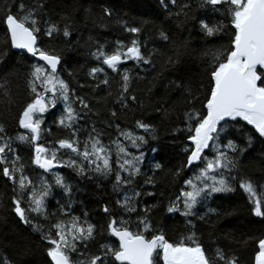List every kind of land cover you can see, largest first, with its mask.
I'll return each instance as SVG.
<instances>
[{
    "label": "snow or ice",
    "instance_id": "6c2138e0",
    "mask_svg": "<svg viewBox=\"0 0 264 264\" xmlns=\"http://www.w3.org/2000/svg\"><path fill=\"white\" fill-rule=\"evenodd\" d=\"M160 3L171 15L183 16L185 21L195 19L199 25L196 35L226 40L218 47L199 50L207 65L202 93L183 81L169 82L189 106L183 112V127L172 132L186 141L183 159L175 170H169L173 181L182 180V184L169 198L166 211L184 217L188 228L187 234L177 239L168 238L153 223L152 213L159 205L146 204L147 197L156 195L148 187H156V173L164 167L159 162L153 164L155 157L148 160L145 152L150 141L159 137L157 127L144 118L136 119L131 128L119 123L121 114L133 106L143 110L132 85L142 78L140 70L155 68L157 50L146 52L147 44L139 38L145 22L137 25L114 16L110 6L102 8L93 20L94 25L107 27L106 22L114 19L132 37L127 44L117 40L111 46L89 37L88 55L96 66L87 74L90 82L79 88H89L94 94L107 89L108 96L101 99L113 100L108 118L98 128L100 121L92 117L98 118L100 113L92 100L79 95L63 78L62 56L42 45L43 36L53 38L62 33L69 37L67 22L61 27L45 19V0L21 3L18 14H13L7 3L0 11L8 47L15 50L12 56L27 68L29 92L16 117V134L9 135L0 123V177L10 182L12 210L20 224L45 242L47 264H240L239 257L225 248L206 246L197 235L194 220L207 222L212 215H219L211 203L218 194L238 189L246 195L251 213L264 219V184L246 176L241 164L257 142L264 145V0H199L202 15L198 18L193 16L191 2L179 6L178 11H172L178 7V0ZM160 38L169 40L163 31ZM187 47V43L181 45L182 50ZM0 55L8 57L9 53L0 50ZM166 60L168 65L178 62L172 56ZM129 62L133 68L125 66ZM108 70L115 76L110 77ZM113 80L118 84L115 94ZM0 93L10 95L3 80ZM157 111L168 115L165 108ZM50 118L68 135L47 140L45 134L52 135ZM110 129H114L115 137L109 136L105 143ZM21 145L29 149L30 165L40 170L36 178L27 173ZM150 150L157 151L154 147ZM59 169H67L82 180L111 183L119 211L104 204L102 230L87 211L75 214L74 196L79 189ZM52 200L55 211H49ZM105 234L108 242H98L97 236ZM22 255L17 249L2 248L0 264H25ZM253 264H264V238L258 240Z\"/></svg>",
    "mask_w": 264,
    "mask_h": 264
},
{
    "label": "trees",
    "instance_id": "16d2710c",
    "mask_svg": "<svg viewBox=\"0 0 264 264\" xmlns=\"http://www.w3.org/2000/svg\"><path fill=\"white\" fill-rule=\"evenodd\" d=\"M179 2V6L184 4V0H179ZM45 3V9L54 21L60 24L68 22L72 35H74L73 38L77 35L80 37V46L72 41V37L70 42L73 44L62 41L60 37L59 41L55 38H42V43L49 51L60 53L63 56L67 67L74 73L73 78L80 82L79 84L87 82L83 71L88 66L89 59L86 38L95 34L99 38L105 35L110 37L111 35L113 37L119 34L123 35L122 28L115 23L114 19L106 22L107 27L93 24L95 17L101 14L102 8L110 6L114 10V16H119L130 23L134 22L139 25L141 21L145 22L142 25L143 31L140 36L141 40L147 44L146 52L157 50V55L154 57L155 68L150 71H142V74H139L142 78L135 80L132 85L136 96L143 102V110L133 106L132 110L121 114L119 122L123 123L132 117L141 116L155 123L159 128L161 139L159 157L164 167L156 176L157 186L155 190H152L156 192V195L150 197L147 205H159L153 210V223L164 226L169 237L178 235L186 227L180 226L176 220H164L162 215L165 199L176 188L178 181H173L169 170H175L180 161V155L176 148L167 142L169 141L170 127L181 121L183 112L189 106L185 104L183 94L169 87V82L183 81L185 84H190L193 90H197L198 94L202 93L207 83L205 75L207 65L200 58L199 50L218 47L220 44L226 43V40H222L220 37L205 38L203 35H196L198 29L195 19L185 21L183 16L178 18L171 15L162 7L160 0H45ZM193 16L195 18L198 16L195 5H193ZM215 19L214 16L213 22ZM99 27H103V29L100 30ZM161 31L167 33L168 41L160 38ZM5 36L3 31L0 32V50L9 53L8 57L0 55V61H3L0 63V80H3L7 85L10 95L5 96L0 93V120L12 128L17 126L16 117L27 101L29 92L24 64L18 57L12 56L13 50L9 49ZM67 43L71 44V51L68 50ZM184 43L188 45L187 50L181 49V45ZM168 56L174 57L178 62L168 65L166 60ZM76 87L79 92H84V95L92 100V104L100 113V119L106 120L113 100L109 97L105 101L101 97H107L108 90L93 95L89 88L81 90L79 86ZM202 97L201 95V99ZM159 108L167 109L168 115L165 116L162 112L157 111ZM48 125L51 126L52 135L45 134L47 139L63 138L68 135L67 132L53 124L51 118L48 120ZM258 149L259 151L254 152L253 155H251L252 153L248 155L246 157L248 159L242 164L243 171L247 175L264 176V154L260 153L264 149V145L258 144ZM24 150L27 151V148L24 147ZM250 157L252 159L249 160ZM31 173L36 177L39 175L33 170ZM101 186L105 191V185ZM86 189L84 198L88 206L100 211L101 205L95 199L98 191L91 185H87ZM10 196L11 191L8 183L0 177V249L19 250L23 253L20 259L25 261V264H47L49 258L44 253V243L19 224L16 216L11 212ZM213 208L217 209L219 215L210 217L207 222L199 221L196 229L197 235L205 241L206 246L212 247V245L218 244L227 251L238 255L240 260L247 264L250 260L247 249L252 248L255 244V236L264 232L263 224L256 222L251 225L245 224V219L250 220L248 210L238 196L216 202L213 204ZM74 209L76 214V205H74ZM182 224L185 225L184 222ZM241 231H245L247 234L242 240L243 248L238 247L236 241L241 239L239 236Z\"/></svg>",
    "mask_w": 264,
    "mask_h": 264
},
{
    "label": "rangeland",
    "instance_id": "374dc122",
    "mask_svg": "<svg viewBox=\"0 0 264 264\" xmlns=\"http://www.w3.org/2000/svg\"><path fill=\"white\" fill-rule=\"evenodd\" d=\"M187 2H191L193 5H195V7H196V9H197V12H198V16H197V18L200 16V15H202V11L199 9V7H198V4H199V0H184V3H187ZM4 3H7L8 5H9V7H11V9H12V12H13V14H18L19 13V5L21 4V3H23V4H25V5H31L32 3H34V0H0V11H2V9H3V5H4ZM179 4H180V2H179V0H178V7L177 8H174V9H172V11H178L179 10ZM169 7H171V5H169ZM211 15V14H210ZM214 17V16H213ZM212 17V18H213ZM45 19H51L52 21H54L53 19H52V17L49 15V12L45 9ZM54 22H56V21H54ZM225 23H227V21H225ZM67 24H69L68 22H67ZM197 25V29H198V31H199V25L198 24H196ZM61 27H63V23L61 24ZM104 27V26H103ZM103 27H99L100 28V30H102L103 29ZM5 28H6V26H5V23L3 22V18H2V16H0V32H4L5 33ZM69 30H70V32H71V28L69 27ZM123 30V29H122ZM77 34V33H76ZM124 35H127L126 37L124 36ZM73 36L74 35H72V32H71V35L69 36V37H64L63 35H62V33L59 35V36H54L53 38H55L57 41H59L58 40V38L60 37L61 38V40L62 41H68V43L72 40V38H73ZM72 37V38H71ZM78 37V38H77ZM86 37V36H85ZM89 37L90 36H88L86 39L87 40H89ZM94 37V38H93ZM217 37H219V36H217ZM42 38H49V37H47V36H43ZM79 36L77 35L76 37H74L73 38V40L72 41H74L75 42V44H78L79 46H80V42H79ZM92 38H93V40L94 41H98L99 43H105V42H108L109 43V45L111 46V45H114L115 44V42L117 41V40H120V41H123L124 43H129L130 42V40L132 39V37L128 34V33H126L125 31H123V35L122 34H119V35H117V36H115V37H113V35H111V37L109 36V35H105V36H103V37H98V35L97 34H95V35H93L92 36ZM209 38H212V37H209ZM140 39H142V37L140 36ZM67 43V45H68V50L69 51H71V48H72V46H71V44H68ZM70 43H72V42H70ZM73 44V43H72ZM42 45H43V47L44 48H46L47 50H49L47 47H46V45L44 44V43H42ZM51 52H53V51H51ZM55 54H59V55H61L60 53H56V52H54ZM62 56V55H61ZM63 57V56H62ZM88 66L87 67H85V69H83V71H84V73H85V77H86V79H87V82H90V77H88V72H89V70H90V68L91 67H93V66H96V62L95 61H93L92 59H91V57L88 55ZM63 61H64V64H63V67H64V71L62 72V76H63V78L66 80V81H68L69 82V84H70V86L73 88V89H75L76 91H77V93L79 94V95H84V92H79L78 90H77V87L76 86H79L80 84V82H78V81H76V79L75 78H73V76H74V73H73V75L72 76H69L68 75V73H72V71L67 67L68 65L65 63V59H63ZM126 67H129V68H133L134 67V65L132 64V62H129L127 65H125ZM24 67H25V70H26V73H27V68H26V66L24 65ZM152 69V68H151ZM151 69H149V71L151 70ZM109 71V76L110 77H114L115 76V74H113V73H111V71L110 70H108ZM143 70H140L139 71V74H142L141 72H142ZM116 80H118V77L116 78ZM116 80H113V83H112V92H113V94H115V91H116V88L118 87V84L116 83ZM115 84V85H114ZM106 91H107V89H105ZM100 92V91H99ZM92 94L93 95H95L93 92H92ZM97 94V93H96ZM202 99H203V97H202ZM197 107H199V104L197 105ZM55 111V110H54ZM183 116V115H182ZM101 117L99 116L98 118L97 117H92V119L93 120H98V121H100V122H98L97 123V127L99 128V127H102L100 124H102L101 122L102 121H104V120H101L100 119ZM140 118H143V117H141V116H138V117H132V118H130L129 119V121H125V122H123V123H121V122H119L120 123V125H121V127H129V128H131V127H133L134 126V121L136 120V119H140ZM145 120H147L148 122H150V123H153V122H151V121H149L148 119H146V118H144ZM120 120V119H119ZM0 123H2L4 126H5V128H7L8 130H9V135H15L16 134V130H17V126H13L12 128H10L9 126H8V124H6V122H4V121H2V120H0ZM155 126H156V124L155 123H153ZM157 127V126H156ZM179 127H183V123H182V119H181V121H179V123H176V125H172L171 127H170V133H169V138H168V144L169 145H171L172 147H174V148H176V150H177V152L179 153V155H180V161L183 159V156H184V154H183V152H182V148H183V146L185 145V143H186V141H185V139L183 138V136H181V135H179V134H177L176 136H173L172 135V132H173V129H175V128H179ZM157 130H158V133L160 134V130H159V128L157 127ZM21 132H23V130H20ZM109 136H112L113 138L115 137V131H114V129H110V130H107V132H106V135H105V137H104V140H105V143H107L108 142V137ZM160 136V135H159ZM46 137V136H45ZM46 139H47V137H46ZM53 139H56V138H53ZM53 139H47V140H49V141H51V140H53ZM160 137H158V139L156 140V141H150V143H149V145L148 146H146V148H145V152H146V154H147V159L148 160H152V158L153 157H155V160H153L152 162H153V164L154 163H157V162H159V163H161L162 165H163V163L161 162V160H160V157H159V152H160V145H161V142H160ZM258 144H260L259 142H257L256 143V146H255V150L254 151H250V153H247V154H245V157L242 159V161H241V164H243L244 162H246V160L248 159H246V157L248 156V155H250L251 153V155H253L254 154V152L256 153L257 151H259V149H258ZM24 147L25 148H27V151L26 150H24ZM156 148L157 149V151L155 152V153H153L150 149L151 148ZM28 153H29V149H28V147H27V145H21L20 146V155L21 156H23L24 157V159H25V163H26V165H28V167H27V173L30 175V176H32L33 178H36V175H32V173H31V170H33V171H36L37 173H39L40 174V170L39 169H36L35 168V166H33V165H30V162L28 161ZM260 153H262V154H264V152H260ZM264 156V155H263ZM250 159H252V157H250L249 158V160ZM263 159H264V157H263ZM180 161H179V163H180ZM179 165V164H178ZM0 167H2V166H0ZM145 170H147V169H145ZM242 170H243V167H242ZM59 171L61 172V174H64V175H67L70 179H71V181L74 183V184H76L77 185V187H78V189H79V191H77L76 193H75V196H74V199H75V201H76V203H75V205L77 206V212H76V215H80L81 214V212H83V211H87L88 213H89V215H90V217L92 218V221L95 223V222H99L98 223V228L99 229H103V226H104V224H105V220H104V214H103V212H102V208H103V206H104V204H108L112 209H113V211L114 212H118L119 211V208H118V206L116 205V203H115V201H116V195L112 192V185H111V183L108 181V180H99V181H96V180H94V181H90V180H86V179H80L79 177H76L73 173H71L69 170H67V169H59ZM244 172V171H243ZM158 173V172H157ZM156 173V176L158 175ZM149 174H151V173H149ZM244 174L246 175V176H249V177H251L258 185H262V184H264V176H261V175H253V176H251V175H247L245 172H244ZM7 183H8V185H9V187H10V191H11V196H10V205H11V199H12V188H11V186H10V182H8L5 178H3ZM49 179H51V177H49ZM141 179V181L143 180V177H141L140 178ZM96 181V182H95ZM90 182V183H89ZM181 184H182V180H178L177 181V186H176V188L175 189H173L172 190V192L167 196V198L165 199V202H164V205H163V208H162V215H163V218H164V220H176L178 223H179V225L180 226H182L183 228L184 227H186V228H184V230H183V232H181V233H179L178 235H176V236H174V237H169L168 236V234H167V232H166V229L164 228V226H162V225H157V227H159V228H161L164 232H165V234H166V236L168 237V238H170V239H177V238H179V237H181L182 235H185V234H187V232H188V228H187V225H186V222H185V219H184V217H182V216H180L178 213L177 214H169V213H167V211H166V209H167V205H168V201H169V198L170 197H174V195L177 193V191L179 190V188L181 187ZM87 185H91V187H95L96 188V190L98 191L97 192V195H95L96 197H95V199H97L98 200V203H99V205H101V209H100V211H97V210H95L92 206H88V203H87V201L85 200V198H84V194L86 193V191H87V189H86V186ZM101 185H105L104 186V190L105 191H103L102 189H103V187L101 186ZM99 186V187H98ZM156 186H157V182H156ZM156 188V187H155ZM155 188L153 189V188H151V187H148V191H152V190H155ZM106 193V194H103V193ZM235 196H238L241 200H242V202L245 204V206H246V209L248 210V218L250 219L249 221L247 220V219H245V224H248V225H251V224H253V222H256V223H259V224H263V226H264V219H262V218H258V217H255L252 213H251V211H250V204H249V202H248V200H247V198H246V195L244 194V193H242L239 189L236 191V192H234V193H228V194H218L217 195V197L215 198V201L213 202V203H211V207H213V204L214 203H216V202H220L221 200H226V199H232V198H234ZM94 199V200H95ZM150 199V197H147L146 198V204H147V201ZM144 205H141V207H143ZM11 207V212L14 214V212H13V210H12V205L10 206ZM55 209H56V202H55V200H52L51 201V205H50V208H49V211H55ZM97 211V212H96ZM203 211H206V209H204V210H202V212H201V214H203ZM15 215V214H14ZM212 216H215V215H212ZM211 216V217H212ZM17 218V217H16ZM133 219H135V217H133ZM210 219V218H209ZM17 220H18V218H17ZM19 222V221H18ZM182 222H184L185 223V225H183L182 224ZM198 222H199V220H194V223L196 224V229L198 228ZM19 224H20V222H19ZM21 225V224H20ZM247 225V226H248ZM21 226H23V225H21ZM24 227V226H23ZM246 227V226H245ZM25 228V227H24ZM28 231L31 233V234H33L34 236H36L37 237V239L39 240V241H41V242H43L40 238H39V234H37V233H33V232H31V230L30 229H28ZM246 235L247 234H245V231H241V233H239V236L241 237V239H237L236 241H237V245H238V247H240V248H243L242 247V240L246 237ZM199 236V235H198ZM200 237V236H199ZM264 237V232L262 233V234H260V235H257V236H255V244L252 246V248H250V249H247V252L250 254V260H249V262L247 263V264H253V260H254V250H255V248H256V246H257V243H258V240L259 239H261V238H263ZM97 241L98 242H108V238H107V236H106V234L105 235H98L97 236ZM201 239V238H200ZM234 239H236V238H234ZM113 240V239H112ZM202 240V242L204 243L205 241L203 240V239H201ZM44 243V253L46 254V246H45V242H43ZM205 244V243H204ZM217 246H219V247H221L220 245H218V244H215V245H212V249H214L215 247H217ZM234 255H236V254H234ZM236 256H238V255H236ZM239 257V256H238ZM239 260H240V257H239ZM240 264H245V263H243L241 260H240Z\"/></svg>",
    "mask_w": 264,
    "mask_h": 264
},
{
    "label": "water",
    "instance_id": "95a60500",
    "mask_svg": "<svg viewBox=\"0 0 264 264\" xmlns=\"http://www.w3.org/2000/svg\"><path fill=\"white\" fill-rule=\"evenodd\" d=\"M6 26V25H5ZM13 51H15V50H13Z\"/></svg>",
    "mask_w": 264,
    "mask_h": 264
}]
</instances>
